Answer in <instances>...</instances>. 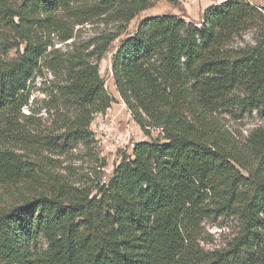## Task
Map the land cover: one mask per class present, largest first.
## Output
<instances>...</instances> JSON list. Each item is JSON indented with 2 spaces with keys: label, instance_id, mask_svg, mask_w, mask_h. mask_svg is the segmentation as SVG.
<instances>
[{
  "label": "trees",
  "instance_id": "1",
  "mask_svg": "<svg viewBox=\"0 0 264 264\" xmlns=\"http://www.w3.org/2000/svg\"><path fill=\"white\" fill-rule=\"evenodd\" d=\"M81 1L0 0V141L18 125L32 83L47 70L59 81L47 110L60 116L66 142L95 143L94 117L118 103L100 64L126 26L160 0L103 8L78 7ZM112 9L120 31L83 50L55 49L54 40H73L76 26ZM249 34L253 44L232 47ZM15 49L18 57L7 59ZM112 73L134 122L146 136L160 129L166 143L136 144L108 183L82 190L55 181L37 198L0 208V264H264V138L253 145L258 162L246 168L248 158L198 118L222 108L257 109L264 99V8L226 0L208 8L200 25L175 15L143 20L114 55ZM25 168L0 144V180L18 182ZM211 214L239 220L228 250L204 253L195 245ZM40 239L48 243L45 257Z\"/></svg>",
  "mask_w": 264,
  "mask_h": 264
},
{
  "label": "rangeland",
  "instance_id": "2",
  "mask_svg": "<svg viewBox=\"0 0 264 264\" xmlns=\"http://www.w3.org/2000/svg\"><path fill=\"white\" fill-rule=\"evenodd\" d=\"M118 0H82L78 7H100L106 3H116ZM226 0H177L172 4L166 0L156 1L153 6L139 14L121 36L113 42L109 52L105 55L100 64L101 77L107 91L118 99L113 104L114 112L110 114L113 121L112 127L117 131L127 134L128 131H135L136 137L131 138L130 145L125 149L118 150L115 155H106L98 142L90 147L83 145L70 146L63 137L64 129L61 128L60 116L49 114L47 108L55 106L57 97L56 85L59 83L52 73L43 70V76L36 79L31 85V98L27 107L22 109V116L18 125L14 124L9 129L12 132H4L0 141L5 151H12L20 155L26 166L24 179L12 183L0 180V208L9 209L21 205L27 200L37 198L55 184V181L67 183V185L78 189H92L97 184L108 183L113 176L114 170L121 160L118 158L133 157V148L142 142L166 143L164 134L160 129H151L146 136L136 123L129 119L127 108L119 112L117 104H121L120 97L116 91L113 80V58L124 41L134 36L139 24L148 18L164 15H175L183 17L197 25L202 23L205 11ZM253 4L264 8V0H250ZM114 9L109 10L101 17L93 18L88 23L74 28V39L66 43L54 40L55 49L61 54L72 51L74 44L77 49L83 50L87 43L101 36L120 31L121 25L112 17ZM5 37L0 25V42ZM253 44L252 35H243L241 40H236L233 48L244 47ZM25 46L22 45L20 52ZM60 54V55H61ZM18 57V51L11 50L7 59L12 60ZM257 109L233 107L222 108L214 112L202 114L198 117L203 121L210 133L218 134L225 138L227 145L232 151H239L248 158L249 163H243L247 168L256 165L258 160L253 155V145L257 144L258 138H264V99L257 105ZM31 115V116H30ZM32 117V119H28ZM18 119V118H17ZM197 119V118H196ZM17 120H15L16 122ZM197 123L199 120H196ZM6 127V126H4ZM256 142V143H255ZM115 156V157H114ZM107 163L105 168L101 163ZM239 168V166H238ZM240 172L248 176V172L239 168ZM213 207V206H212ZM240 232L239 220L235 215L223 216L211 214L201 224L195 234V245L204 253L228 250ZM40 253L45 257L48 251V243L40 239L38 243Z\"/></svg>",
  "mask_w": 264,
  "mask_h": 264
},
{
  "label": "built area",
  "instance_id": "3",
  "mask_svg": "<svg viewBox=\"0 0 264 264\" xmlns=\"http://www.w3.org/2000/svg\"><path fill=\"white\" fill-rule=\"evenodd\" d=\"M126 112L129 116V119L134 122V116L132 112L128 109ZM113 121H116V118L113 119ZM113 121L110 120L109 113L98 114L94 117V120L91 124V131L93 133V136L100 147L104 149L107 156L114 154L120 149H125L130 145L131 138L137 136V133L135 131H128L127 134H123L117 131L112 127ZM131 147H134V145L132 144ZM118 160L120 161L121 158H118Z\"/></svg>",
  "mask_w": 264,
  "mask_h": 264
},
{
  "label": "crops",
  "instance_id": "4",
  "mask_svg": "<svg viewBox=\"0 0 264 264\" xmlns=\"http://www.w3.org/2000/svg\"><path fill=\"white\" fill-rule=\"evenodd\" d=\"M121 102H122V101H121ZM116 107H119V112H120L122 109L125 108V105H124V103L122 102L121 104H117ZM113 112H114V108H111L109 111H107L106 114L109 113V115H110V114L113 113Z\"/></svg>",
  "mask_w": 264,
  "mask_h": 264
}]
</instances>
